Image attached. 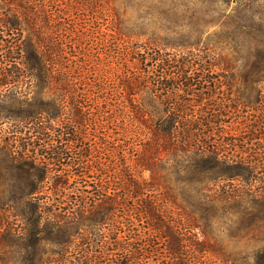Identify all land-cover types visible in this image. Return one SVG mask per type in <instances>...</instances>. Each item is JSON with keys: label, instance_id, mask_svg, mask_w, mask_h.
Returning <instances> with one entry per match:
<instances>
[{"label": "trees", "instance_id": "obj_1", "mask_svg": "<svg viewBox=\"0 0 264 264\" xmlns=\"http://www.w3.org/2000/svg\"><path fill=\"white\" fill-rule=\"evenodd\" d=\"M0 1L13 6L0 14V264H71L73 242L75 264L225 263L197 237L200 222L219 200L245 213L264 203V132L256 117L239 122L219 93L233 85L215 74L232 71L230 58L198 42L119 44L110 55L98 22L113 20L105 0ZM101 54L116 58L102 87L89 81ZM77 56L82 91L87 80L105 91V109L79 93ZM251 65L253 82L264 81V54ZM106 116L119 119L117 172L97 181L113 159L85 131ZM223 174L238 183L210 187ZM258 218L255 258L264 264Z\"/></svg>", "mask_w": 264, "mask_h": 264}, {"label": "rangeland", "instance_id": "obj_2", "mask_svg": "<svg viewBox=\"0 0 264 264\" xmlns=\"http://www.w3.org/2000/svg\"><path fill=\"white\" fill-rule=\"evenodd\" d=\"M105 1L104 6L108 8L113 20L111 23L109 20H103L106 18L102 17L98 22L102 25L99 31L104 37V45L110 48V55L119 44L123 47H135L134 45H141L142 43H155L165 47L180 43L198 42L200 46L215 47L222 56L230 58L234 67L228 73L215 71V74L219 76L232 77L233 79L232 87L229 88L224 85L219 93L229 94V97L233 99L230 105L236 104L235 110H237L236 116L239 117V122L245 118L248 120L251 117H256L255 119H258L257 126L264 132V81L253 82V75L250 73L252 61L264 54V47H259L260 44H264V0ZM1 7L4 9L3 11L0 10V14H4L3 16H9L13 12V6L4 5L0 1ZM55 28L62 29L63 25L61 27L57 25ZM78 28L82 29V20ZM96 28L97 24L95 28L90 27V24L87 25L90 32H94ZM146 33L148 36L144 37L143 34ZM94 36L96 41L100 43L98 34ZM123 41L126 42L127 46ZM79 43L82 44V40ZM238 59L240 61L235 63V60ZM76 60L81 67L76 73L79 78V76L82 77V56H77L75 62ZM94 63L97 71L95 70V74H92V79L89 81L95 79V82L101 81L100 86L102 87L106 78L105 75H108L106 73H110L111 70L113 72L116 66V58H108L106 54H101ZM80 81L81 87L78 86L80 92L78 90L76 94L78 92L81 94L90 92L91 94L88 95V100L91 99L90 103L97 110L105 109L106 106H104L102 97L105 91L100 92L98 89V94L93 93L95 92L91 86L93 82L89 83L88 80L82 91V79ZM56 95L59 98L57 101H64L62 95L57 93ZM40 99L41 96L36 97V101ZM106 119L107 116L104 117V121L99 123L96 130L87 128L85 131L86 138L84 141L89 144L95 142L99 146L103 144L106 149H109L113 159L114 169L112 172L103 167L94 173L97 181L100 179L114 181L110 176H116L115 173L117 172L115 163L120 135L119 119H115V121ZM143 176L146 182H151L148 172ZM230 176V174H223L222 177L216 176L212 180H208L210 187L218 186L222 190L229 185L230 187L236 185L238 180ZM76 188L82 190V183L67 190L69 195ZM216 195L219 194L216 193ZM244 208V204L219 200L217 205L210 207V220L200 222V228H204V234L201 233L202 229L196 230L199 240L213 246L219 253H225L227 258L223 259L225 263L222 262V264H256L255 252L259 248L260 238L254 227L259 224L258 216H264V203L262 207L256 206L254 211H249V214L244 212ZM74 244L76 243L73 242L70 247L71 264H75L73 254L76 246Z\"/></svg>", "mask_w": 264, "mask_h": 264}]
</instances>
